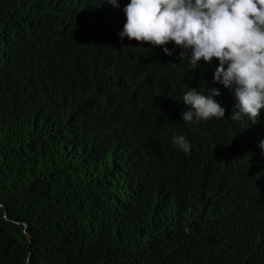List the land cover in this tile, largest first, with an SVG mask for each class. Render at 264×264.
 <instances>
[{
	"label": "trees",
	"instance_id": "1",
	"mask_svg": "<svg viewBox=\"0 0 264 264\" xmlns=\"http://www.w3.org/2000/svg\"><path fill=\"white\" fill-rule=\"evenodd\" d=\"M129 2L0 0V264H264L256 130L183 121L211 73L121 40Z\"/></svg>",
	"mask_w": 264,
	"mask_h": 264
},
{
	"label": "clouds",
	"instance_id": "2",
	"mask_svg": "<svg viewBox=\"0 0 264 264\" xmlns=\"http://www.w3.org/2000/svg\"><path fill=\"white\" fill-rule=\"evenodd\" d=\"M119 6V0H103ZM126 22L120 39L161 47L174 43L193 69L201 63L211 73L207 92L189 88L182 98L189 110L183 121L223 119L217 102L221 92L230 100V119L256 130L254 147L264 168V0H130L123 8ZM207 84V83H206ZM183 154L191 144L173 137Z\"/></svg>",
	"mask_w": 264,
	"mask_h": 264
},
{
	"label": "water",
	"instance_id": "3",
	"mask_svg": "<svg viewBox=\"0 0 264 264\" xmlns=\"http://www.w3.org/2000/svg\"><path fill=\"white\" fill-rule=\"evenodd\" d=\"M24 233H25V230H24Z\"/></svg>",
	"mask_w": 264,
	"mask_h": 264
}]
</instances>
